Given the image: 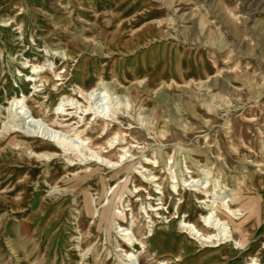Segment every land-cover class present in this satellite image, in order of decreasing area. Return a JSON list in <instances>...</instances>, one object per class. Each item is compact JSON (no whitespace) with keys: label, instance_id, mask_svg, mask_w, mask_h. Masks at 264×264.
Listing matches in <instances>:
<instances>
[{"label":"rangeland","instance_id":"374dc122","mask_svg":"<svg viewBox=\"0 0 264 264\" xmlns=\"http://www.w3.org/2000/svg\"><path fill=\"white\" fill-rule=\"evenodd\" d=\"M262 179L264 0H0V264H162L117 227L221 199L234 242L168 264H264Z\"/></svg>","mask_w":264,"mask_h":264},{"label":"bare ground","instance_id":"6f19581e","mask_svg":"<svg viewBox=\"0 0 264 264\" xmlns=\"http://www.w3.org/2000/svg\"><path fill=\"white\" fill-rule=\"evenodd\" d=\"M3 28H4L3 29L4 31H8L6 29L7 26H3ZM4 41H5L6 45H8L9 40L6 39ZM27 67L28 68L31 67L34 74L38 73L39 71L46 70L45 67L34 65V64L28 65ZM39 68H40V70H39ZM65 68H66V66H65ZM175 69H176L177 74H180L179 65L176 64ZM58 76H60V75H58ZM19 80L23 85H25L24 80H22V79H19ZM28 81L31 83H34V93L32 94L33 99H36V97L39 98V96L46 93V92L41 93V90L35 89V88H37V85L35 83L38 81V77L28 76ZM39 82L42 83V86H43L42 91H47V89H48V86H46L47 81H45L41 77V78H39ZM79 89L81 92L86 91L81 86H79ZM54 100H53V102H54L53 104L55 106L56 103ZM107 100L108 101L105 102L104 105L106 106L107 109H109L110 108V101H109V99H107ZM16 103L24 104V101L21 99H18ZM89 114H91V113H89ZM49 130H52V129H49ZM43 132H44V130L42 131V133ZM47 133H48V131H47ZM54 135L56 136V134H53V136ZM51 136H52V134H51ZM54 139H57V137ZM56 141L59 145V146L56 145V147L58 149H61V148L65 149L69 146L70 147L72 146L73 151L78 150L80 153H83V148L85 147V141H79V142H81V145H79V146H76L74 144L71 145L70 143H67L64 140H62V141L55 140V142ZM31 153L33 154V156H37V154H35L33 152H31ZM48 156L56 158L59 155H58V153H52V154H49ZM121 157L125 158L124 155H121ZM106 162L108 165H112L111 161L106 160ZM153 163L157 164V161H154ZM188 172L190 173V171H188ZM155 179H156L155 176H150V182L155 180ZM190 179H191L192 183H199V180H196L193 178H190ZM203 184H205V183H201L200 186L202 187ZM207 187L208 186L206 184V186H204V188H207ZM172 188L175 191V193L178 192L176 183L172 184ZM157 189H159V187H157ZM260 190L264 196V179L261 180ZM141 191H142L141 188H136V193H140ZM200 191H202V190H200ZM242 199H244V198H242ZM149 200H152L151 197H149ZM221 200L222 201H216V200L213 201L212 203L216 204V206H214V207L209 206L207 208V214L205 216H200V218L197 221H187L185 218L181 219V217H180L181 213L179 211V207L176 211V214L171 219H169V218H167L161 214L160 211L163 210V207L159 206L161 203L157 204L158 205L157 207L150 205L149 210L144 209L145 216L147 219H149V221L146 220V223L149 225H148L147 232H145L143 234V236L145 237L144 240H140V239L136 238L135 235L133 234V232H129L130 228H122V226L119 225L117 227V230H119L120 236L122 237V240L125 242V244L128 247L132 248L133 250H135L137 247H142V250L146 249L147 247H150V250L152 251V253L154 255L161 256L162 264H168V262L171 260H173L175 263H181L186 257L189 256V254H191L193 252V250L196 249V243L193 242L192 240L198 239L199 241L214 243L211 240L216 238L219 240H225L226 242H231V241L234 242V239L231 235V232L229 231V223L226 220H231L232 216H236V213L238 212V210H233L231 208V206L229 204L230 201L225 202L224 199H221ZM203 203H206V201H203ZM219 204L222 206V208L224 207L226 213L221 212V211H219V209H217L218 207H221ZM193 210H194V204H192V206H191L190 213H193ZM150 212H153L155 214L157 220H153V217L150 216V214H149ZM220 214L224 217V219H222L220 217ZM187 217H189V216H187ZM203 222H204V224H203ZM130 223H131V225H134L133 219L131 220ZM146 229H147V227H146ZM211 230H214V232H216V234H213V232H211ZM223 233H225V234H223ZM118 248H119L118 252H120L121 255L125 258L124 264H137L136 261H134V260H136V255L133 252H127L120 245L118 246ZM248 264H260V262L257 260H254L252 263H248Z\"/></svg>","mask_w":264,"mask_h":264}]
</instances>
